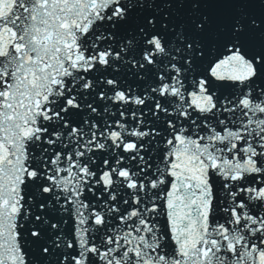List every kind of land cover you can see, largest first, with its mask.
Listing matches in <instances>:
<instances>
[{"label":"snow or ice","instance_id":"snow-or-ice-1","mask_svg":"<svg viewBox=\"0 0 264 264\" xmlns=\"http://www.w3.org/2000/svg\"><path fill=\"white\" fill-rule=\"evenodd\" d=\"M0 264H264V0H0Z\"/></svg>","mask_w":264,"mask_h":264}]
</instances>
